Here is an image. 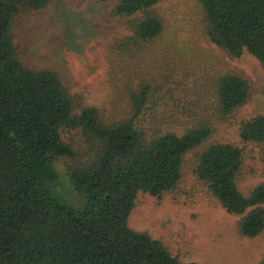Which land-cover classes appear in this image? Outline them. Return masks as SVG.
<instances>
[{
	"label": "trees",
	"instance_id": "obj_1",
	"mask_svg": "<svg viewBox=\"0 0 264 264\" xmlns=\"http://www.w3.org/2000/svg\"><path fill=\"white\" fill-rule=\"evenodd\" d=\"M197 1L212 44L232 59L248 52L264 68V0ZM161 2L120 0L114 7L113 16L131 33L116 47L129 59L146 56L163 36ZM48 5L49 0H0V264H198L183 262L163 242L129 226L139 194L162 199L176 192L187 156L198 150L193 174L229 214L244 216L243 236L263 234L264 183L248 195L241 192L240 146L209 143V125L149 135L139 125L150 95L147 85L132 93L127 119L107 123L58 73L21 62L15 23ZM215 88L221 118L249 101L250 85L238 73L220 75ZM66 129L82 132L90 146L84 155L64 142ZM240 138L264 152V115L243 122ZM62 158L72 161L69 181L87 197L81 209L60 203L49 187L58 179L55 163Z\"/></svg>",
	"mask_w": 264,
	"mask_h": 264
},
{
	"label": "rangeland",
	"instance_id": "obj_2",
	"mask_svg": "<svg viewBox=\"0 0 264 264\" xmlns=\"http://www.w3.org/2000/svg\"><path fill=\"white\" fill-rule=\"evenodd\" d=\"M120 0H49L40 12H29L15 23V42L21 62L30 69L58 73L73 94L95 107L107 123L132 113V93L150 88L140 119L149 135L211 126L209 143H232L244 150L238 179L248 195L264 183L262 147L240 138L243 122L264 115V68L251 54L232 59L213 45L203 30L204 13L197 0H162L158 5L165 30L144 57L129 59L117 43L131 33L125 21L113 16ZM240 74L250 85V98L235 115L217 112L215 81L222 74ZM65 143L79 156L90 149L80 130L62 131ZM186 158L184 178L176 192L162 199L140 193L129 226L159 240L185 263L261 264L264 233L248 238L240 233L244 216L229 214L207 185L193 174L196 153ZM55 163L58 179L49 187L63 205L81 209L86 195L69 181V163Z\"/></svg>",
	"mask_w": 264,
	"mask_h": 264
}]
</instances>
